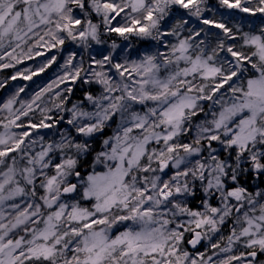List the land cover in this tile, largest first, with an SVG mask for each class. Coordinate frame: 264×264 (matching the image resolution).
<instances>
[{"label": "snow or ice", "instance_id": "1", "mask_svg": "<svg viewBox=\"0 0 264 264\" xmlns=\"http://www.w3.org/2000/svg\"><path fill=\"white\" fill-rule=\"evenodd\" d=\"M218 6L0 0V69L79 50L0 102V264H264V0Z\"/></svg>", "mask_w": 264, "mask_h": 264}, {"label": "trees", "instance_id": "2", "mask_svg": "<svg viewBox=\"0 0 264 264\" xmlns=\"http://www.w3.org/2000/svg\"><path fill=\"white\" fill-rule=\"evenodd\" d=\"M208 4L210 7H215L218 8V0H208ZM206 15L210 18H212L214 16V13L212 11H208L206 13ZM218 18V17H216ZM94 22L99 23V19L94 17ZM193 27H200L201 25H199L195 20H193L192 25ZM211 31L215 32L217 30L215 29H211ZM102 39H104L106 41V44L103 45V47H108L113 41L115 43H117L118 45H127V43H129V41H124L121 37L112 34V35H107V34H103L102 31ZM130 42L132 44H134L137 48H145L148 46V42L146 41H139L137 40L135 37H132ZM213 42H214V38H213ZM151 43H155V42H151ZM96 47H101V46H96ZM72 51H79L76 47V45L72 44V43H67L64 46V49L62 51L60 50H52L51 52H46L44 56H40V57H36L32 60H25L23 63L21 64H17L15 67L13 68H7V69H0V83H5V86L3 88H0V102H3L5 99H7L10 95H12L13 93H15L19 88H24L25 91L23 93L20 94V97L18 99L20 100H29L32 96V94L38 90L39 87H42L44 85H46L47 83H49L51 80L55 79V77L60 74V65L63 64L65 57ZM56 55L57 56V62L55 64H53L48 70H46L44 73L38 75V76H34L31 80H24L22 78H17L16 80H11L10 77L14 74H16L17 72H23L24 69H35L37 67H39V65L46 60L47 58H49L50 56ZM6 62V61H5ZM64 85H61V88H63ZM75 92L71 97L72 102H76L77 100H81L83 98V91L86 90L87 86H85V88H81V86L79 84L75 85ZM91 90L93 92H98L99 91V87L98 86H91ZM49 98L46 96L45 100L47 101ZM49 106H51L49 104ZM70 106V105H69ZM16 107H19V104L16 105ZM53 115H55V112L53 113ZM39 113H33L30 114L29 117L23 118L24 122L26 123L28 119H34L38 122L39 120ZM64 125H61V127H63ZM0 131H2V129H0ZM13 131L19 132L22 131V129H13ZM109 132L111 131L110 129L108 130ZM43 133H45L42 130H38L35 135L36 136H44L45 140H48L50 136L48 135H44ZM107 134V133H106ZM96 147H98V145H96ZM36 151H39V145L36 146ZM199 196V194H198ZM215 201H213L214 203ZM229 231V227L226 228V226L222 227L221 230V234L223 236H227ZM186 248H188V250L190 252H192V248H190L188 245H185ZM205 249H202V246H199L195 249V252H202Z\"/></svg>", "mask_w": 264, "mask_h": 264}, {"label": "rangeland", "instance_id": "3", "mask_svg": "<svg viewBox=\"0 0 264 264\" xmlns=\"http://www.w3.org/2000/svg\"><path fill=\"white\" fill-rule=\"evenodd\" d=\"M41 130L45 132V133H43L44 135H48V136L51 135V131H50V130H48V129H41ZM38 194H39V193H38ZM214 203H215V202H214ZM229 225H230V222H229V223H226L224 226H226V228H228ZM220 235H222V234H221V233L217 234V235L214 237L213 242H215L216 240H219V239H220ZM207 243H208L207 241H204V242H202L200 245H198L197 247L202 246V249H204L203 247L206 246ZM190 253H192L193 255H195V253H196V252H195V249H192V252H190ZM261 260H264V256L261 257Z\"/></svg>", "mask_w": 264, "mask_h": 264}, {"label": "flooded vegetation", "instance_id": "4", "mask_svg": "<svg viewBox=\"0 0 264 264\" xmlns=\"http://www.w3.org/2000/svg\"><path fill=\"white\" fill-rule=\"evenodd\" d=\"M190 247V246H189ZM191 248V247H190ZM205 249V246L203 247Z\"/></svg>", "mask_w": 264, "mask_h": 264}]
</instances>
